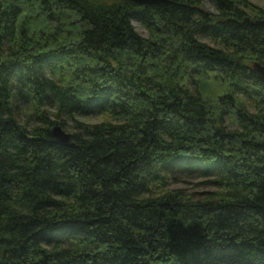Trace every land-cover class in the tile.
Wrapping results in <instances>:
<instances>
[{"label": "trees", "instance_id": "1", "mask_svg": "<svg viewBox=\"0 0 264 264\" xmlns=\"http://www.w3.org/2000/svg\"><path fill=\"white\" fill-rule=\"evenodd\" d=\"M256 63L245 0H0V264H264Z\"/></svg>", "mask_w": 264, "mask_h": 264}, {"label": "rangeland", "instance_id": "2", "mask_svg": "<svg viewBox=\"0 0 264 264\" xmlns=\"http://www.w3.org/2000/svg\"><path fill=\"white\" fill-rule=\"evenodd\" d=\"M245 1L248 3H251L253 6L257 8L264 10V0H245ZM207 9L214 11V9L210 5H207ZM134 24L137 30L141 34L147 35L146 31L139 23L135 22ZM107 118L109 119V117L107 116H92L88 118H82L81 120L87 121L90 123H95V122L105 121L107 120ZM66 131L69 133H73L71 128H67ZM206 180H207L206 178H198V177H193V178L185 177L183 179L182 177H179L175 179L174 181H172V184L177 189L185 190L187 193L191 194L192 196L193 195L199 196L206 192H212L215 190L212 186L208 185L207 183L208 181Z\"/></svg>", "mask_w": 264, "mask_h": 264}, {"label": "water", "instance_id": "3", "mask_svg": "<svg viewBox=\"0 0 264 264\" xmlns=\"http://www.w3.org/2000/svg\"><path fill=\"white\" fill-rule=\"evenodd\" d=\"M128 1L139 6L168 2V0H128ZM254 67L257 73H259L264 77V64L256 63ZM52 136L60 144L73 145L72 133L65 131L61 126H56L52 129Z\"/></svg>", "mask_w": 264, "mask_h": 264}]
</instances>
